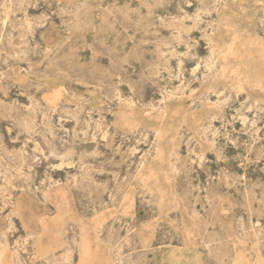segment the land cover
Listing matches in <instances>:
<instances>
[{
    "label": "rangeland",
    "instance_id": "1",
    "mask_svg": "<svg viewBox=\"0 0 264 264\" xmlns=\"http://www.w3.org/2000/svg\"><path fill=\"white\" fill-rule=\"evenodd\" d=\"M0 264H264V0H0Z\"/></svg>",
    "mask_w": 264,
    "mask_h": 264
},
{
    "label": "bare ground",
    "instance_id": "2",
    "mask_svg": "<svg viewBox=\"0 0 264 264\" xmlns=\"http://www.w3.org/2000/svg\"><path fill=\"white\" fill-rule=\"evenodd\" d=\"M252 57H253V56H252ZM239 88H241V87L239 86ZM52 97H53V96H52ZM57 97H58V96H57ZM52 99H53V98H52ZM144 125H145V124H144ZM160 132H161V131H160ZM162 153H163V152H162ZM162 153H161V154H162Z\"/></svg>",
    "mask_w": 264,
    "mask_h": 264
}]
</instances>
